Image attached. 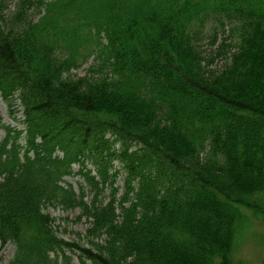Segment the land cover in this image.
Segmentation results:
<instances>
[{"label":"trees","instance_id":"1","mask_svg":"<svg viewBox=\"0 0 264 264\" xmlns=\"http://www.w3.org/2000/svg\"><path fill=\"white\" fill-rule=\"evenodd\" d=\"M212 18L237 35L220 69L197 46ZM74 45L99 61L77 79L78 54L57 55ZM0 98L24 115L0 117L8 264H243L264 227V0H20L0 14ZM54 207L80 210L86 244Z\"/></svg>","mask_w":264,"mask_h":264},{"label":"rangeland","instance_id":"2","mask_svg":"<svg viewBox=\"0 0 264 264\" xmlns=\"http://www.w3.org/2000/svg\"><path fill=\"white\" fill-rule=\"evenodd\" d=\"M20 2V0H0V14L5 18H9L12 16V13L16 11V6ZM42 12V13H41ZM29 17H34L37 20L43 13V9H35L32 8L29 11ZM236 34H233L232 28L229 25H225L224 27L219 24V21L216 18H212L204 28L203 35L200 37L201 39L197 43L198 48L203 53V56L206 61L209 63L208 59L210 55L216 54L217 49H220V52L223 53L222 56L217 57L213 62L210 63L209 68L211 69H220L224 66V64L228 61V57L230 56L232 50L229 47L226 51H223L225 48L221 47L222 42L226 41L228 45H233L236 39ZM216 37V44L212 45V39ZM60 54L57 55L61 58H65L72 53H77V57L81 60L82 55L86 56V59L82 58L80 62V66L78 68L72 69L69 76L71 78H80L84 77L85 75L89 74V70L93 67L98 66V59L97 55L94 53L93 47L89 50H84L81 46L74 45L71 48L66 50L60 49ZM72 52V53H71ZM97 73V72H96ZM96 73H91L95 74ZM67 76V74H66ZM0 116L2 118V122L4 124H9L11 126H17L18 129H22V125L20 122L14 120L9 112L6 104L0 100ZM18 117L22 118L21 113ZM0 136H4V132L0 130ZM92 168V166H90ZM78 169V168H76ZM78 180H82L79 177L76 178H68L67 181L73 184L78 192L76 182ZM264 198V194L262 196ZM201 212V221L205 223L207 220L212 218L211 215L206 214L201 208L199 210ZM48 212L51 214L52 217L56 218V224L59 227L60 235L69 241H76L81 244H86L87 239L85 237L86 230L89 227V223L87 219L82 218L79 219L80 210L79 209H66L62 207H54L49 208ZM212 220V224H213ZM216 229H214L215 231ZM249 239L245 238V244L242 246L240 245L239 250L237 251L236 257L243 261V264H262L264 261V227L257 224L253 229ZM249 237V238H250ZM15 252L14 245H6L3 246L0 241V264H8L9 261L12 259ZM74 264H79L78 260L74 258Z\"/></svg>","mask_w":264,"mask_h":264}]
</instances>
